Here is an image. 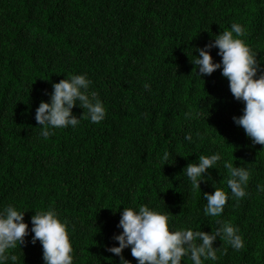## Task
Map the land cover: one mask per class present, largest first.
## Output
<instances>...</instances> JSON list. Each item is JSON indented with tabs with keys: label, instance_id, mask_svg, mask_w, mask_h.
Returning <instances> with one entry per match:
<instances>
[{
	"label": "trees",
	"instance_id": "16d2710c",
	"mask_svg": "<svg viewBox=\"0 0 264 264\" xmlns=\"http://www.w3.org/2000/svg\"><path fill=\"white\" fill-rule=\"evenodd\" d=\"M233 23L264 58V0H0V210L26 212L29 230L36 212L57 211L69 225L73 264H120L104 246H119L120 213L140 205L169 212L177 231L211 233L218 221L238 227L244 247L217 239V260L204 264H264V146L234 124L244 103L221 71L201 80L191 63L196 48ZM82 74L105 119L94 124L77 106L79 125L44 139L36 109L53 84ZM215 153L222 160L193 189L184 168ZM225 161L249 169L248 194L206 216L204 193L220 188L231 197ZM8 251L16 264H44L31 235ZM123 256L138 264L130 248Z\"/></svg>",
	"mask_w": 264,
	"mask_h": 264
},
{
	"label": "clouds",
	"instance_id": "9594fccd",
	"mask_svg": "<svg viewBox=\"0 0 264 264\" xmlns=\"http://www.w3.org/2000/svg\"><path fill=\"white\" fill-rule=\"evenodd\" d=\"M245 29L239 23H233L230 30H224L213 36L210 43L203 48H196L198 56L191 63L198 70V77L211 76L217 70L229 82V90L236 101L244 103L243 114L233 117L235 125L242 127L252 145L264 146V58L257 60V54L246 44L242 37ZM218 49L220 62H214L211 55ZM92 81L86 74L72 75L52 85L53 91L48 102L41 101L36 109L35 120L40 127V135L48 139L56 129L76 128L81 118L73 114L79 106L87 110V117L92 123H100L106 117V108L95 92H89ZM149 89V85H144ZM47 94V93H46ZM200 138V133H195ZM184 139L192 143L193 133L189 132ZM163 159H169L165 152ZM222 160L220 153L210 156H199L198 163H189L183 170L193 189H200L209 169H216ZM224 168L229 173L228 192L215 188L214 194H203L207 201L203 211L206 216L219 217L223 214L230 198L240 200L247 196L246 188L250 171L246 167H235L225 161ZM24 211L9 205L0 210V264H16V255L9 254L25 244L26 237L31 235L33 245L39 241L43 249L44 264H73V247L69 238V225L62 220L54 209L36 212L31 217V228L24 222ZM171 214L162 213L146 205L138 209L124 207L117 225L122 232L114 234L112 240L119 246H104V250L120 257V264H131L124 258L125 249H131V256L138 264H183L188 258L192 264H204L205 261L217 260V239L227 241L234 250L244 247L240 230L230 222H219L220 225L211 233L191 228L170 229Z\"/></svg>",
	"mask_w": 264,
	"mask_h": 264
}]
</instances>
